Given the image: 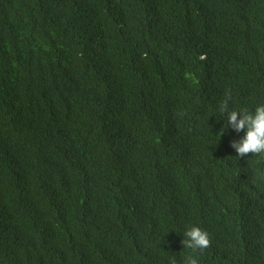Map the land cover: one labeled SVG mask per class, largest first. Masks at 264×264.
Masks as SVG:
<instances>
[{
  "label": "trees",
  "instance_id": "16d2710c",
  "mask_svg": "<svg viewBox=\"0 0 264 264\" xmlns=\"http://www.w3.org/2000/svg\"><path fill=\"white\" fill-rule=\"evenodd\" d=\"M226 89L264 104V0H0V264H264Z\"/></svg>",
  "mask_w": 264,
  "mask_h": 264
},
{
  "label": "clouds",
  "instance_id": "9594fccd",
  "mask_svg": "<svg viewBox=\"0 0 264 264\" xmlns=\"http://www.w3.org/2000/svg\"><path fill=\"white\" fill-rule=\"evenodd\" d=\"M231 90H225L224 99L220 102L218 112L226 118L225 127H230L237 133L245 134L239 140H234L231 147L236 151L238 157L249 154L264 156V104L257 105L254 110L230 109ZM182 244L185 248L192 249L194 253H202L211 246V240L206 231L198 226H190L184 232ZM185 264H198L197 258L188 256Z\"/></svg>",
  "mask_w": 264,
  "mask_h": 264
}]
</instances>
